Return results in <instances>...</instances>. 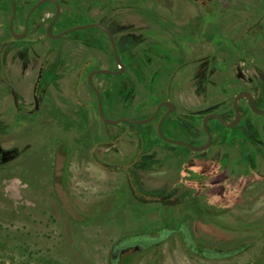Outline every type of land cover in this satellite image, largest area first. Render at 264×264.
<instances>
[{
  "label": "flooded vegetation",
  "instance_id": "af4514ba",
  "mask_svg": "<svg viewBox=\"0 0 264 264\" xmlns=\"http://www.w3.org/2000/svg\"><path fill=\"white\" fill-rule=\"evenodd\" d=\"M252 4L259 13L232 26L222 0H0V100H11L19 126L26 117L72 124L87 114L97 129L87 131L88 147L79 152L85 161L75 168L105 172L108 183H125L140 202L200 200L208 187L199 207L211 224L225 226L217 217H234L250 195L257 199L253 191L264 195V0ZM94 88L106 118L127 120L104 122ZM80 89L92 99L78 97ZM243 92L249 97L236 99ZM5 117L0 110V122ZM125 138L132 146L122 145L120 155ZM49 149L47 167H64L67 149ZM15 153L0 149V163ZM209 165V173L198 171ZM197 206L178 227L118 241L112 259L127 245L147 249L175 233L196 254ZM206 244L199 247L209 259L250 245Z\"/></svg>",
  "mask_w": 264,
  "mask_h": 264
},
{
  "label": "rangeland",
  "instance_id": "374dc122",
  "mask_svg": "<svg viewBox=\"0 0 264 264\" xmlns=\"http://www.w3.org/2000/svg\"><path fill=\"white\" fill-rule=\"evenodd\" d=\"M223 1L230 4L232 26L245 21V16L252 17L250 13H259L257 4L252 3L260 0ZM240 4H247V9H234ZM122 17H127L126 10L120 13ZM88 92L80 89L77 95L92 99ZM114 99L113 93L111 101ZM0 110L6 115L0 122V149L16 152L0 163V264H264V228L255 231L249 228L264 225V215L260 217L264 195L253 191L257 199L253 201L250 195L246 205L235 208L234 217L228 214L217 217L225 226L211 224L205 218L204 207H199L198 202L213 191L208 187L200 190V200L193 198L177 205L168 201L140 202L125 183H108L110 176L105 172L75 168L85 161L79 152L88 147L87 131L97 129L96 121H89L87 114L72 124L66 123L64 117L58 122L26 117L20 127L19 113L12 109L9 98L0 100ZM117 145L122 155L126 151L122 145L132 143L125 138ZM51 146L64 147L71 153L67 154L63 169L47 167ZM42 149L43 153H37ZM211 169V165L202 166L198 171L209 173ZM195 203L200 217L195 223L192 221V235L199 246L208 243L224 250L247 242L249 248L231 258L209 259L202 255L198 245L197 253H193L184 233H175L147 249L134 250L127 245L112 259V248L118 241L136 235L148 239L162 227H178Z\"/></svg>",
  "mask_w": 264,
  "mask_h": 264
},
{
  "label": "water",
  "instance_id": "95a60500",
  "mask_svg": "<svg viewBox=\"0 0 264 264\" xmlns=\"http://www.w3.org/2000/svg\"><path fill=\"white\" fill-rule=\"evenodd\" d=\"M117 60H119L118 59V57H117ZM100 72H102V73H106V72H110L109 70H101ZM94 92H95V94H96V96H97V99H98V104H99V112H100V116H101V118L103 119V121L104 122H106V123H109V124H114V123H116V122H118V121H120V120H127V118H125V117H122V118H118V119H108V118H106L104 115H103V113H102V110H101V102H100V95H99V93H98V91H97V89L96 88H94ZM243 94H245L247 97H249V95L247 94V93H241V94H239L237 97H236V99L240 96V95H243ZM139 123H141V122H144V121H138ZM206 146H203V147H191V148H193L194 150H199V149H203V148H205Z\"/></svg>",
  "mask_w": 264,
  "mask_h": 264
}]
</instances>
